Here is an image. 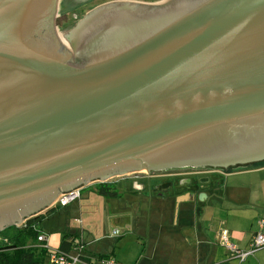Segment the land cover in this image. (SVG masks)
Instances as JSON below:
<instances>
[{
  "label": "water",
  "instance_id": "1",
  "mask_svg": "<svg viewBox=\"0 0 264 264\" xmlns=\"http://www.w3.org/2000/svg\"><path fill=\"white\" fill-rule=\"evenodd\" d=\"M58 4L0 0V231L94 181L264 161V0H110L67 33Z\"/></svg>",
  "mask_w": 264,
  "mask_h": 264
},
{
  "label": "rangeland",
  "instance_id": "2",
  "mask_svg": "<svg viewBox=\"0 0 264 264\" xmlns=\"http://www.w3.org/2000/svg\"><path fill=\"white\" fill-rule=\"evenodd\" d=\"M106 1L110 0H59L57 30L61 32L63 28L72 26L86 12ZM60 36L62 33H59ZM182 170L187 172L188 168ZM153 173L155 172L150 174ZM206 177L209 178V182L205 184L204 191L209 193L212 189L211 184L215 181V194L218 195L215 201L218 203L226 196L230 197V194L236 196L235 199H238L236 202H240L241 199L240 203L250 201V198H264V161L228 167L219 174ZM160 181L161 179L150 177L142 170L113 176L101 182H91L82 186L79 198L66 205L59 204L53 212L46 215L39 227L46 230L67 229L75 231L78 235L85 230L96 237L117 243L116 253L122 255L126 262L129 261L128 264H192V249L188 241L184 240L186 232L170 223L171 218L175 220L177 216L172 192L185 184L182 183L183 179L175 178L173 187L168 188L166 193L159 197L149 187ZM97 183L113 184L118 195L108 197L98 194L95 191ZM163 186L164 183L158 187ZM58 196L59 194L49 207L57 204ZM197 200L206 201L200 195L197 196ZM178 201L179 198L175 197V203ZM157 223L160 226L156 227ZM13 227L15 226L9 228ZM115 229L118 230V234L113 236L112 232ZM9 234L8 232L0 234V243H5V238Z\"/></svg>",
  "mask_w": 264,
  "mask_h": 264
},
{
  "label": "crops",
  "instance_id": "3",
  "mask_svg": "<svg viewBox=\"0 0 264 264\" xmlns=\"http://www.w3.org/2000/svg\"><path fill=\"white\" fill-rule=\"evenodd\" d=\"M177 178L183 179L182 183L185 185L177 187V190L172 192L173 205L177 207V216L175 220L171 218L170 223L186 232L184 240L188 241L192 249V264H264V248L254 251L243 261H239L219 242L220 230L227 229L231 242L240 249H247L257 230V221L264 218V198H250V201L240 203L241 199L240 202H236L238 201L235 199L236 196L230 194V197L226 196L221 203H218L215 201L218 195L215 194L216 188L213 184H211L212 189L209 193L204 191V186L208 183L207 177L202 180L203 185L200 186L194 180L186 181L185 178H189L186 174H181ZM156 186V184H151L149 189ZM155 190L159 193L154 192ZM154 191L152 192L159 197L162 196L160 189H154ZM201 192H206L204 198L208 203L197 200ZM175 197L179 198L176 203ZM155 225L160 226L158 223ZM39 229L46 235L47 245L50 248H59L65 234L73 235L75 238L70 243L71 247L68 252L75 254L77 252L75 245L82 244L84 247L80 254L87 264H100V260L107 256L114 257L118 264L129 262L116 253L117 243L96 237L85 230L78 235L75 231L67 229L46 230L40 227ZM43 264H48V257Z\"/></svg>",
  "mask_w": 264,
  "mask_h": 264
},
{
  "label": "trees",
  "instance_id": "4",
  "mask_svg": "<svg viewBox=\"0 0 264 264\" xmlns=\"http://www.w3.org/2000/svg\"><path fill=\"white\" fill-rule=\"evenodd\" d=\"M95 191L103 196L116 197L118 195L113 184L97 183ZM59 205L52 206L43 214L30 217L19 227L6 228L0 231L10 233L5 243H0V264H43L48 257V250L39 245L37 236L40 233L39 223L44 215L53 212ZM75 237L65 234L60 250L68 251ZM76 246V245H75Z\"/></svg>",
  "mask_w": 264,
  "mask_h": 264
},
{
  "label": "built area",
  "instance_id": "5",
  "mask_svg": "<svg viewBox=\"0 0 264 264\" xmlns=\"http://www.w3.org/2000/svg\"><path fill=\"white\" fill-rule=\"evenodd\" d=\"M83 187H78L71 189L67 192H62L57 198V204L66 205L81 196V190ZM25 221L21 224L24 225ZM20 225V226H21ZM19 227V226H18ZM118 234V230L115 229L112 235ZM37 241L40 246L45 247L48 250V264H87L83 261L81 256V250L83 249L82 244L76 245V253H70L68 251L60 250L59 248H50L47 245V237L44 233H39L37 236ZM219 242L220 244L228 249L233 257L239 261H243L248 255L252 254L254 251L264 248V218L257 221V230L255 231L250 245L247 249L238 248L229 239L228 230L221 229L219 232ZM100 264H118L114 257L107 256L100 260Z\"/></svg>",
  "mask_w": 264,
  "mask_h": 264
},
{
  "label": "flooded vegetation",
  "instance_id": "6",
  "mask_svg": "<svg viewBox=\"0 0 264 264\" xmlns=\"http://www.w3.org/2000/svg\"><path fill=\"white\" fill-rule=\"evenodd\" d=\"M131 1H133V0H131ZM75 23L72 24V26H69L67 28H63V30L61 32L62 33H67L68 31H70L74 27ZM55 25H56V18H55ZM222 171H224V170H221V169L216 170V169H209V168L206 169V170H204L202 168H195V169L194 168H188L187 172L183 171L182 169H168V170H163V171H160V172H157V173L155 172L153 174L149 173L148 175L150 177H155V178L161 179V181L156 184L157 186L155 188L151 189V191H154V189H158L159 188L158 186L160 184H162V183L167 185V183L170 182L171 185L168 188L173 187L174 179L177 178L178 176H180L181 174L188 175V177L191 180H194L200 186V185H203V181L202 180L205 179L207 175H216V174H219ZM208 182H209V178H208ZM212 184L214 185L215 181H213ZM168 188L163 187L162 189H160L161 194L166 193ZM154 192L159 193V191H156V190Z\"/></svg>",
  "mask_w": 264,
  "mask_h": 264
},
{
  "label": "bare ground",
  "instance_id": "7",
  "mask_svg": "<svg viewBox=\"0 0 264 264\" xmlns=\"http://www.w3.org/2000/svg\"><path fill=\"white\" fill-rule=\"evenodd\" d=\"M61 42L66 45V39L64 38L63 34L60 36Z\"/></svg>",
  "mask_w": 264,
  "mask_h": 264
}]
</instances>
